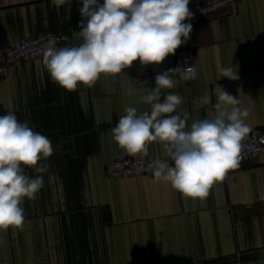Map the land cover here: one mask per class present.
Returning <instances> with one entry per match:
<instances>
[{
  "label": "crops",
  "instance_id": "0c3cea01",
  "mask_svg": "<svg viewBox=\"0 0 264 264\" xmlns=\"http://www.w3.org/2000/svg\"><path fill=\"white\" fill-rule=\"evenodd\" d=\"M80 7L81 0H71L70 11L52 0H0V49L45 30L63 36L61 48L78 46ZM191 24L190 39L179 47L197 53L191 63L178 48L160 65L137 60L72 92L52 81L42 55L0 77V116L12 112L54 148L37 165L48 171L22 165L30 178L42 175L44 186L35 199H24L22 229L0 230V264H264V152L230 169L204 201L153 175L107 174L114 158L128 155L111 133L125 108L150 112L140 84L152 89L157 74L177 66H195L197 78L162 90L161 102L179 94L182 103L172 115L187 112L188 127L215 115L218 85L250 110V129H264V0H236ZM227 67L239 79L221 78ZM205 94L210 104L194 103ZM148 155L167 157L159 142L149 145Z\"/></svg>",
  "mask_w": 264,
  "mask_h": 264
},
{
  "label": "clouds",
  "instance_id": "9594fccd",
  "mask_svg": "<svg viewBox=\"0 0 264 264\" xmlns=\"http://www.w3.org/2000/svg\"><path fill=\"white\" fill-rule=\"evenodd\" d=\"M59 8L71 7V0H52ZM78 46H46L42 63L52 81L68 92L78 84L93 87L101 74L116 75L132 67L160 65L187 43L192 33L190 0H81ZM86 21V22H85ZM187 64V61H185ZM171 74H178L179 81ZM221 78L237 80L231 67L223 68ZM197 78L195 66H177L155 76V87L141 85L140 100L150 112L138 114L137 108H125V115L111 129L116 144L130 156H147L149 145L159 142L167 160L154 159L148 165L156 181L169 183L183 196L204 201L213 185L222 181L230 169L238 167L241 142L251 131L245 123L248 108L222 87L216 86L215 115L187 125L189 114L172 115L182 103L176 93L164 95L178 83ZM128 95H133L130 90ZM202 107L211 103L208 94L194 101ZM54 154L51 140L33 131L9 112L0 116V230L22 229L25 198L33 200L44 186L42 175L30 178L24 168L36 173L48 171L39 164Z\"/></svg>",
  "mask_w": 264,
  "mask_h": 264
},
{
  "label": "built area",
  "instance_id": "2783aa9c",
  "mask_svg": "<svg viewBox=\"0 0 264 264\" xmlns=\"http://www.w3.org/2000/svg\"><path fill=\"white\" fill-rule=\"evenodd\" d=\"M235 2L236 0H190L188 7L192 13V18L186 20L185 23H195L209 13L232 7ZM49 45L61 48L63 36L53 30H45L3 46L0 49V77L9 71L11 66L41 56L45 47ZM177 53L179 57L189 63L197 58V53L189 47L179 48ZM259 152H264V129L253 128L241 142L238 166L246 164ZM157 158L167 160L170 164L174 163L170 158L159 155H124L111 161L107 167V174L116 178L139 174L152 175L148 165Z\"/></svg>",
  "mask_w": 264,
  "mask_h": 264
}]
</instances>
